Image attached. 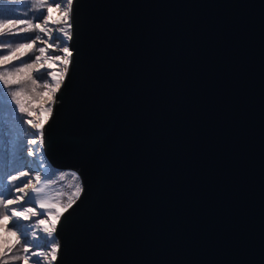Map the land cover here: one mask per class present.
Returning <instances> with one entry per match:
<instances>
[{
  "label": "water",
  "instance_id": "95a60500",
  "mask_svg": "<svg viewBox=\"0 0 264 264\" xmlns=\"http://www.w3.org/2000/svg\"><path fill=\"white\" fill-rule=\"evenodd\" d=\"M42 131L82 192L53 264H264V0H75Z\"/></svg>",
  "mask_w": 264,
  "mask_h": 264
},
{
  "label": "snow or ice",
  "instance_id": "6c2138e0",
  "mask_svg": "<svg viewBox=\"0 0 264 264\" xmlns=\"http://www.w3.org/2000/svg\"><path fill=\"white\" fill-rule=\"evenodd\" d=\"M23 2V0H21ZM75 0H41L40 8L46 9V14L40 17L38 22H34L30 19H3L0 20V34L4 29H16L13 35H20L22 33L35 32L39 30L44 36L48 37L47 40L41 38L40 35H36L34 39L27 40L26 42L18 43L17 46L9 52L7 55H0V65L10 64L13 60H21L22 56H27L29 52L35 49V52L39 53L30 62H24L19 66L15 67L11 71H5L0 73V81L3 82L4 88H11L13 85H20L25 80L31 81L33 85L37 84V80L40 78L37 76L33 77V73H40L41 69L45 68V64L48 67L56 65L59 61L63 64L61 72L58 74L56 72L48 71L47 76L52 78V81L45 82L43 87L49 89L50 95L49 99L52 104L55 103L56 93L60 90L62 82L68 73V65L70 64V57L73 55L72 50L67 46V43L71 41L72 35L70 29L72 24L69 23L71 19L72 7ZM59 13L62 17L61 21H52V13ZM58 23L62 26L58 28H50L49 23ZM24 25V27H20ZM68 29V30H66ZM56 31L63 37L65 45L60 47L59 44H51L49 41L52 39V33ZM37 41L41 45H47L48 48L55 49L59 47V50L64 54L63 56L50 55L46 53V48L36 47ZM50 62V63H48ZM59 75V79L57 76ZM3 92V89H0ZM11 95L12 99L9 101L8 95ZM48 94V93H46ZM22 90L12 91L10 93H4L0 97V108L10 106L14 102L19 109L20 113H27L28 116L32 115L31 110L26 107L25 103L21 99ZM15 111L14 109L12 110ZM45 111L51 116L53 112V107L48 106ZM33 129L36 130L34 133V138L27 141L28 144L37 145L39 140L40 145L44 143L43 137L44 123H33L32 120L25 121ZM46 123V121H45ZM27 156L33 158L35 162L36 152L32 148L26 149ZM2 159V157H0ZM14 166V165H13ZM23 177H31L24 180L21 184H17ZM42 175L39 171L35 172L34 176L30 170L20 169L15 174L5 177L4 180V193L0 194V229H3L7 234L16 237V244L20 245L23 249V255H12V247H8L6 250L0 248V264H9V260L22 261V264H53L58 259V253L60 251V242L58 237L55 235L57 223L61 221L63 213L68 212L69 209L73 208L76 200L79 198V194L82 189L77 186L76 194L68 199L67 204L60 208H57L55 213L50 211L39 212L38 208H56L55 204H46L45 201L47 196L45 194L44 188L40 187V182L42 180ZM11 186V187H9ZM19 193L20 195H16ZM34 201L33 203L27 204L25 200ZM13 205H21L19 207H13ZM40 216L42 218L36 220L31 227L34 230L24 231L21 222L31 221L33 217ZM49 218L52 219V223L49 224ZM5 221L7 223H5ZM11 224V227H9ZM38 233H43L40 235ZM29 237L31 239H29ZM45 240L47 242V247H37L33 242H39ZM35 249V250H33ZM35 258V259H33Z\"/></svg>",
  "mask_w": 264,
  "mask_h": 264
},
{
  "label": "rangeland",
  "instance_id": "374dc122",
  "mask_svg": "<svg viewBox=\"0 0 264 264\" xmlns=\"http://www.w3.org/2000/svg\"><path fill=\"white\" fill-rule=\"evenodd\" d=\"M2 3H8V1L10 0H0ZM49 2H51V0H49ZM5 5H2L1 7H3ZM6 8V7H5ZM41 9V8H40ZM44 14H46V9H44ZM62 17L59 13L53 12L52 13V21L55 22H59L61 21ZM39 20H37L36 22H38ZM70 23V22H69ZM50 28H58L62 25L58 24V23H52L50 22L48 25ZM20 27H24V25H21ZM68 30V29H66ZM16 31V29H7L2 30V35L7 36V34L13 35V33ZM71 32V29H70ZM22 37L23 33L20 34ZM36 35H40L42 39L47 40L48 37L44 36L43 33H40L39 30L34 32L33 38H35ZM52 39L49 41V43L51 44H59L60 47H63L65 45V41L63 40V37L60 36L59 34H57L56 31H54L52 34ZM17 38L18 40H20L21 38ZM5 39V37H4ZM2 39L1 41V45L3 46L4 44H6L5 40ZM18 40H10L11 42H17ZM21 43V42H18ZM18 43H14V44H6V50L5 52L1 51L0 55H7L9 52H11ZM45 47L46 48V53L50 54V55H56V56H63L64 54L59 50V47L52 49V48H48L47 45H41L39 41H37V45L36 47ZM68 46V43H67ZM1 47V46H0ZM69 47V46H68ZM36 55H39V53L35 52V49L31 50L29 52V54L27 56H22L21 60H13L10 64L7 65H0V73L7 71H11L12 69H14L15 67L19 66L20 64L24 63V62H30L32 59H34V57ZM70 59V58H69ZM50 63V62H48ZM63 68V64L60 63L59 61L56 63V65H53L52 67H48V64H45V68L41 69L40 73H33V77L36 78L37 76H39L40 78L37 80V84L33 85L31 83V81H27L25 80L24 82H22L20 85H13L11 88H4L3 87V82L0 81V89H3L4 93H10L12 91H17V90H22V96L21 99L23 100V102L25 103L26 107H28L31 112L32 115L28 116L27 113H20L18 106L12 102L10 104V106L4 107V108H0V119L2 118V114L6 115V119L7 122L5 123V126L9 127L10 125H12V127L14 128L16 133H13L12 131L10 132V136L14 139H18L20 141H22V147L20 148V150L18 149L17 151L19 152V154H16V157L19 158L23 163V169L24 170H30L32 175L39 171L43 174V172L45 173V175L43 174V179H42V183H44L45 188L44 191L48 194H51L54 197V203L57 207L56 208H48V211L55 213L57 211V208L62 207L63 205L67 204L68 199L70 197H72L74 194H76V189L77 186H79L81 188V181H80V177L73 171H66V170H58L54 167H52L49 162L47 161V165L45 166L44 169L42 170H37L34 171L33 168L31 167L33 162V158L32 157H28L27 156V152L26 149L28 148H32L34 152H36V158L35 161H44L45 160V154H44V150H43V145L41 146L39 143V140L37 142V145H31L28 144L27 141L34 138V133H36V130L33 129L29 124H27L25 121L27 120H32L33 123H44V125L46 124L45 121L47 122L48 118H49V114L47 111H45V109L48 106H53L52 101L49 99V89H45L43 87V84L45 82H51L52 78L50 76H47V72L48 71H52V72H56V73H60L61 70ZM59 75L57 76V79H59ZM3 92L2 90H0V97L3 96ZM48 93V94H46ZM57 94V93H56ZM33 97V99L31 100V98ZM8 99L9 101H11L12 97L9 94L8 95ZM44 105V107H43ZM15 110L14 112L12 110ZM3 124L1 123L0 120V139L2 137V130H3ZM21 163V164H22ZM31 177H23L21 178L20 181H17V184H21L24 180H27ZM80 184V185H79ZM11 187V186H9ZM48 202V197L46 199ZM42 217H40L39 215L36 217H33L31 221L28 222H21L23 225H25V227L23 228L24 231H31L34 230L31 227H29L30 225H32L36 220L40 219ZM5 223H7L5 221ZM52 223V219L49 218V224ZM9 227H11V224H9ZM41 235V233H38ZM29 239H31L29 237ZM34 244H36L37 247H42V248H46L47 247V242L45 240H41L39 242H33ZM8 247H12V252L9 253V256L12 255H23V249L21 248L20 245L16 244V237L7 234L3 229H0V248H3L4 250H6ZM35 250V249H33ZM35 259V258H33ZM9 264H22V261H13V260H9ZM29 264H32V261H29Z\"/></svg>",
  "mask_w": 264,
  "mask_h": 264
},
{
  "label": "trees",
  "instance_id": "16d2710c",
  "mask_svg": "<svg viewBox=\"0 0 264 264\" xmlns=\"http://www.w3.org/2000/svg\"><path fill=\"white\" fill-rule=\"evenodd\" d=\"M41 0H10L8 3H2L0 1V20L3 19H30L36 22L44 14V9H40ZM2 5H5L1 7ZM6 7V8H5ZM7 29H4V32ZM34 32L23 33L21 35L7 36L0 34V52H5L6 44H14L18 42H26L33 38ZM5 37V39H4ZM21 38L18 40L17 38ZM2 39L5 40L6 44L1 45ZM10 40H18L17 42H11ZM33 97L31 98V100ZM6 115L2 114L1 123L3 124L2 137L0 139V194L4 193V180L5 177L15 174L18 170L23 169V163H20V159L16 157L19 154L17 151L22 147V141L14 139L10 136V132L16 133L12 125L9 127L5 126L7 122ZM14 165V166H13Z\"/></svg>",
  "mask_w": 264,
  "mask_h": 264
},
{
  "label": "bare ground",
  "instance_id": "6f19581e",
  "mask_svg": "<svg viewBox=\"0 0 264 264\" xmlns=\"http://www.w3.org/2000/svg\"><path fill=\"white\" fill-rule=\"evenodd\" d=\"M57 34H59V33L57 32ZM59 35H60V34H59ZM43 107H44V105H43ZM47 164H48V163H47V158H45L44 161H35L34 163H32L31 167L33 168L34 171H37V170H42V169H44L45 166H46ZM40 173H41V172H40ZM34 174H35V173H34ZM34 174H33V176H34ZM43 174L45 175L44 172H43ZM43 174L41 173L42 177H43ZM42 179H43V178H42ZM79 185H80V184H79ZM39 186L42 187V188H45L46 185H44V183H42V180H41ZM45 194H46V196L48 197V200H49V202L46 200L45 203H46V204H53V203H54V197H53L51 194H48V193H46V192H45ZM16 195H20V194H19V193H16ZM25 202H26L27 204H30V203H33L34 201H28L27 198H26ZM19 206H21V205H13V207H19ZM38 211H39V212H47V211H48V208H38ZM41 235H43V233H41Z\"/></svg>",
  "mask_w": 264,
  "mask_h": 264
}]
</instances>
